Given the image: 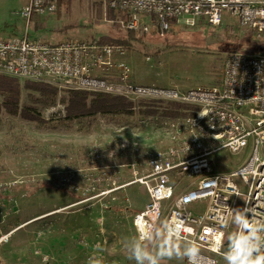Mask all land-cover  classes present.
Instances as JSON below:
<instances>
[{"label": "rangeland", "instance_id": "obj_1", "mask_svg": "<svg viewBox=\"0 0 264 264\" xmlns=\"http://www.w3.org/2000/svg\"><path fill=\"white\" fill-rule=\"evenodd\" d=\"M26 1L0 0V37L25 34V21L17 12ZM103 10L98 0H64L56 14L31 19L28 38L57 43L65 38L124 37L117 15L111 12L110 19ZM66 27L72 28L64 30ZM149 34L141 44L128 48L124 61L134 81L150 86L187 91L216 85L228 54H264V43L228 15L215 28L179 24L165 39ZM19 83L21 88L25 84ZM56 90L58 100L68 96V91ZM30 94L22 89L21 103L36 107L43 124L0 114V233L11 234L3 264H88L93 256L102 264H136L128 258L125 241L136 237L132 217L149 200L138 193L142 185L135 182L133 170L127 166L136 161L134 156L120 152L119 145L125 142L133 149L137 142L141 152L163 150L168 146L164 126L143 120L159 116L162 110L186 117L191 109L131 103L136 109L133 115L65 120L66 111L59 102L45 108L36 103L38 94ZM144 108L159 113L146 117L136 112ZM110 151L115 152L112 158ZM247 153L248 149L240 154L217 153L213 156L214 172L234 170L244 163ZM97 154L102 159H96ZM134 166L138 169V164ZM121 173L122 180L118 178ZM102 175L108 180L93 194L78 196L56 187L61 177L73 176L84 189L87 177ZM123 182L125 187L119 188ZM103 190L111 192L101 195ZM233 230L231 223L229 234ZM146 244L155 248L153 243Z\"/></svg>", "mask_w": 264, "mask_h": 264}, {"label": "built area", "instance_id": "obj_2", "mask_svg": "<svg viewBox=\"0 0 264 264\" xmlns=\"http://www.w3.org/2000/svg\"><path fill=\"white\" fill-rule=\"evenodd\" d=\"M98 1L104 15L110 10L117 15L121 29L134 33L149 32L162 38L179 24L215 28L228 15L264 43V0ZM57 10L58 0H27L18 10V17L25 21V34L0 37V76L68 92L119 97L130 103L191 109L186 117L159 115L143 120L164 126L168 146L163 150L141 152L137 142L133 149L125 142L119 145L120 152L134 156L136 161L127 166L149 200L133 215L132 226L138 237L161 221H182L183 239L194 240L200 247L198 264H221L232 211L246 207L250 217L264 219V54H228L216 85L187 91L141 85L135 83L124 61L129 51L123 45L28 38L33 17L54 15ZM245 149L248 153L240 166L214 172V155L221 151L240 154ZM114 154L110 151L109 157ZM95 158L102 159V155ZM106 180L103 175L87 177L86 188L81 189L73 176L61 177L56 187L83 196L93 194ZM123 187L125 183L119 188ZM202 203V210L192 208ZM10 236L0 233V264Z\"/></svg>", "mask_w": 264, "mask_h": 264}, {"label": "clouds", "instance_id": "obj_3", "mask_svg": "<svg viewBox=\"0 0 264 264\" xmlns=\"http://www.w3.org/2000/svg\"><path fill=\"white\" fill-rule=\"evenodd\" d=\"M231 223L234 230L227 236V250L221 252L225 264H264V219L250 217L245 207L232 211ZM183 231L182 221H161L159 226L149 227L138 237L125 241L128 258L136 264H162L173 258L198 264L200 247L194 240L183 239ZM145 242L153 243L155 248L150 249ZM88 264L102 262L93 256Z\"/></svg>", "mask_w": 264, "mask_h": 264}, {"label": "trees", "instance_id": "obj_4", "mask_svg": "<svg viewBox=\"0 0 264 264\" xmlns=\"http://www.w3.org/2000/svg\"><path fill=\"white\" fill-rule=\"evenodd\" d=\"M63 2L64 0H58V7L62 5ZM108 17L110 19L112 18L110 10L108 11ZM112 26L116 29H120L116 24ZM71 28L72 27H66L64 30ZM123 31L125 32V36L122 38H109V36L101 37L98 42L100 44L108 45H123L130 49L133 44H141L142 40H144L149 34L146 32L134 33L127 30ZM154 35L156 38H160L157 34ZM166 36L167 35H165V37ZM22 89L28 92L29 95H31L30 93L38 94L39 101H36V103L42 104L45 108L54 107L57 102H59L65 108V120H79L94 115L119 116L136 114L131 103L119 97L70 91L68 92L67 97L58 100V90L53 86L25 83L21 88V84L18 80L3 76H0V96L2 97L0 114L4 113L10 117H20L22 120L28 122L43 124L44 121H41L42 117H40L36 107L28 103H21ZM146 106H148V104H146ZM136 112L139 113V115L146 117L155 116L159 113L154 109L151 110L149 108L139 109ZM161 112H163L160 113L162 116L166 115L172 118L178 116L175 113H170L164 110Z\"/></svg>", "mask_w": 264, "mask_h": 264}, {"label": "crops", "instance_id": "obj_5", "mask_svg": "<svg viewBox=\"0 0 264 264\" xmlns=\"http://www.w3.org/2000/svg\"><path fill=\"white\" fill-rule=\"evenodd\" d=\"M26 3H27V1H26ZM25 3V4H26ZM24 4V5H25ZM23 5V6H24ZM22 6V7H23ZM34 18H36V17H34ZM33 18V19H34ZM134 80V79H133ZM135 83H138V84H141V85H146V84H142V82H137V81H135ZM150 85V84H149ZM160 116H162L161 114H160ZM164 116V115H163ZM165 117V116H164ZM119 168H121V169H124L125 168V166L124 165H120L119 166ZM122 178H123V176H122V173H121V180H122ZM124 179V178H123ZM124 183V182H123ZM122 183V184H123ZM141 189H142V192L141 191H139L138 193H141V194H145V190H144V188L141 186ZM138 190H136V192H137ZM78 195V194H77ZM146 195V194H145ZM79 196V195H78ZM204 205L205 204H196V205H194L192 208L195 210V211H200V210H202L203 208H204ZM141 211V210H140ZM139 212V211H138ZM136 213V212H135ZM5 249V248H4ZM4 251V250H3ZM3 256V255H2ZM174 260H176V261H174ZM175 262V263H174ZM2 264H3V261H2ZM162 264H187L186 262H185V260H181V259H178V258H173V259H171V260H164L163 262H162Z\"/></svg>", "mask_w": 264, "mask_h": 264}]
</instances>
